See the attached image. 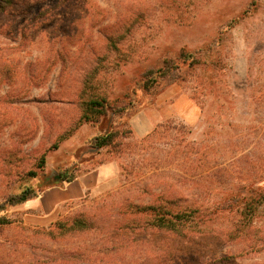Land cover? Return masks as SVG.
<instances>
[{"label":"rangeland","instance_id":"1","mask_svg":"<svg viewBox=\"0 0 264 264\" xmlns=\"http://www.w3.org/2000/svg\"><path fill=\"white\" fill-rule=\"evenodd\" d=\"M3 4L0 264H199L242 252L228 264H264V252L204 228L139 227L137 211L170 202L193 216L264 185V0ZM183 50L201 63L184 67L178 82L139 92L136 116L74 130L79 100L132 93L145 70ZM108 129L120 132L118 145L93 149L89 141ZM65 171L72 183L60 180ZM25 186L41 197L5 205ZM257 215L251 235L260 239L264 205ZM75 219L87 227L73 229ZM230 220L207 226L221 231Z\"/></svg>","mask_w":264,"mask_h":264},{"label":"trees","instance_id":"2","mask_svg":"<svg viewBox=\"0 0 264 264\" xmlns=\"http://www.w3.org/2000/svg\"><path fill=\"white\" fill-rule=\"evenodd\" d=\"M3 2L11 5L13 0H0L1 8L4 6ZM246 17V14L241 15L239 21L237 19L235 23H239ZM199 63H201L200 59L196 57L195 53L183 50L176 58L165 59L161 67L145 70L140 76V79L136 81L135 89L132 93L118 96L114 100H110L101 94H92L88 99L79 100L78 106L81 110V115L74 130L82 124H100L106 119L109 121L112 116L122 117L128 113H131V118L136 116L141 111V108L137 107L139 103L135 97L138 96L139 92L151 94L164 82H171V84L178 82L184 67H194L199 65ZM119 136V131L108 129L104 133L97 134L89 143L93 149L100 151L104 148L116 147ZM59 178L61 181L67 183L74 181V177L69 171L61 173ZM253 186L242 188L237 192L226 195L221 201L206 207L204 210H192L194 217L187 213L191 210V207L186 208L185 211L181 209L174 210L170 206L167 207V204L170 202L164 205L139 207L137 211L143 215L142 219L144 220L139 223V227H144V229L167 230L181 235L188 234L189 231L192 233V231L195 232L204 228L208 236L215 234L212 237L218 238L225 244L236 245L244 243L246 246L245 249L247 248L259 253L264 252V235L260 239H255L251 235L258 225L257 214L264 205V185L257 186L256 188ZM41 195L42 192L37 191L34 186H25L17 195L10 197L5 205H9L10 207L23 205L31 200L39 199ZM224 215H228L231 218V224L224 227L223 230L218 231L219 229H211L213 227L207 226V224L212 225L214 223V218ZM86 225L87 223L85 221L75 219L72 228L80 229L87 227ZM66 226L64 224L61 228L65 229ZM208 228L211 230L210 233L208 232ZM205 236L208 237L207 235ZM243 257L244 253L242 252L237 255L208 259L201 261L202 263L200 262L199 264H228L233 260Z\"/></svg>","mask_w":264,"mask_h":264}]
</instances>
